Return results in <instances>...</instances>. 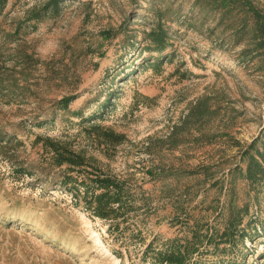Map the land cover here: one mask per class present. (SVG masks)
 <instances>
[{
  "label": "rangeland",
  "instance_id": "rangeland-1",
  "mask_svg": "<svg viewBox=\"0 0 264 264\" xmlns=\"http://www.w3.org/2000/svg\"><path fill=\"white\" fill-rule=\"evenodd\" d=\"M248 6L264 12V0L203 15L194 0H6L0 264H156L164 243L195 233L197 264H264V47ZM56 141L124 182L118 230L63 182Z\"/></svg>",
  "mask_w": 264,
  "mask_h": 264
},
{
  "label": "trees",
  "instance_id": "trees-1",
  "mask_svg": "<svg viewBox=\"0 0 264 264\" xmlns=\"http://www.w3.org/2000/svg\"><path fill=\"white\" fill-rule=\"evenodd\" d=\"M195 4L199 8L200 13L208 14L210 11L214 12L216 9H222L226 5L227 0H194ZM213 2V6L211 5ZM6 0H0V7L5 4ZM55 4H58V1ZM249 13L252 14L253 19L255 20V37L258 41L257 46L259 48L264 47V12H260L253 6H248ZM39 15L34 16L33 18H39ZM31 19V18H30ZM158 31V30H157ZM155 29L151 31V40L155 42H160L163 40V35L165 33L161 29L157 33ZM155 32V33H154ZM162 35V37H161ZM162 49V47L160 48ZM1 56V54H0ZM2 81V80H1ZM75 99L73 95L62 96L55 101L56 111H65L68 109L70 103ZM49 120L38 122V125L48 123ZM90 129L99 130V124H92ZM103 139L107 142H117L119 143L123 139V135L115 133L112 130L103 131ZM99 136V135H97ZM101 137V136H100ZM50 147L53 151V159L57 165L67 163L69 165L68 172L82 170L83 173H79L77 176H73L65 171L64 173V183H71L72 185H81L84 187V202L86 204L85 210L89 211L92 217L99 218L101 220H111L107 226L108 230H118L120 223L117 222L118 217H123L130 211L128 201L127 191L125 190L124 182L118 180L117 178L103 173L101 170H88L86 167L91 164H87L85 161L84 155L79 152H75L64 146L60 142L56 141L54 143L50 142ZM259 162L256 158L251 159V164L247 167V172L250 178H253L256 175L254 173V168H259ZM126 200V201H125ZM115 222H112V221ZM114 223V224H113ZM241 221L229 224V227L226 228V231L233 232L234 230L238 231V226ZM231 226L234 228L231 230ZM203 242L200 240V236L197 233L193 234L190 239H181L174 238L169 240L167 243H164L165 248L158 249L153 252V261L156 264H197L198 260H195L194 254L199 251V247Z\"/></svg>",
  "mask_w": 264,
  "mask_h": 264
},
{
  "label": "bare ground",
  "instance_id": "bare-ground-1",
  "mask_svg": "<svg viewBox=\"0 0 264 264\" xmlns=\"http://www.w3.org/2000/svg\"><path fill=\"white\" fill-rule=\"evenodd\" d=\"M97 245H99V246H101L102 245V243H101V241H100V239H97Z\"/></svg>",
  "mask_w": 264,
  "mask_h": 264
}]
</instances>
